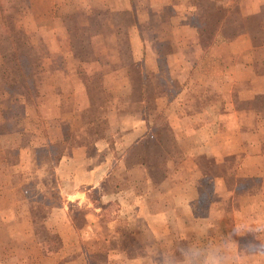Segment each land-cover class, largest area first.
Masks as SVG:
<instances>
[{
	"label": "crops",
	"instance_id": "1",
	"mask_svg": "<svg viewBox=\"0 0 264 264\" xmlns=\"http://www.w3.org/2000/svg\"><path fill=\"white\" fill-rule=\"evenodd\" d=\"M76 1L0 0V223H25L11 227L7 239L35 245L31 206L48 204L44 229L60 243L56 250L41 243L32 251L26 244L1 249L0 264H176L193 245L216 254L227 246L234 264H264L251 256L264 232L246 230L264 223V0ZM65 5L86 15L85 31L100 33L73 35ZM105 31L127 41L129 67L123 64L134 77L144 69L157 76L158 42L175 41L163 54L166 89L152 100V113L108 119L119 131L96 140L94 154L81 142L58 152L52 146L63 144V128L85 125L87 83L99 64L78 57ZM118 72L100 76L122 81L113 92L126 93L127 78ZM31 108L40 135L25 119ZM148 140L162 144L161 160L148 162L138 151ZM91 190L98 192L93 199ZM11 191L16 200L8 199ZM112 202L135 250L116 227L121 216L107 220L102 249L83 245ZM74 205L84 211L80 219Z\"/></svg>",
	"mask_w": 264,
	"mask_h": 264
},
{
	"label": "rangeland",
	"instance_id": "2",
	"mask_svg": "<svg viewBox=\"0 0 264 264\" xmlns=\"http://www.w3.org/2000/svg\"><path fill=\"white\" fill-rule=\"evenodd\" d=\"M70 9V7L66 5L64 6V11H68L66 12L65 19L67 20V24L69 25L73 35L86 36L89 33H100L98 30H96V27L92 28L91 31H85L86 15L81 10H74L72 12V10ZM204 17L206 20H212L214 18V15H205ZM98 24H102L101 19H96V26H98ZM117 32L120 33L119 31ZM74 42L79 43L80 41H73V43ZM90 42L92 43V45H90ZM88 43L89 45L82 50L78 58L88 62L93 61L94 58H97L99 59V64H95V66L93 67L94 70L92 71V76L87 83V96L89 100V103L87 100V104L89 105L88 108L84 109L81 113V121L84 122L85 125L83 127L80 126L79 128H75V130L73 131H70L68 127L65 126L63 128L65 137L63 144L52 146L55 149L57 148L56 151L58 152L65 151L72 144V142H74L73 144L81 142L87 146L88 152L92 155L94 154L93 145L96 140L102 137L104 138L107 136H111L119 131V128L116 129L115 125L110 126L109 124H107L108 119L112 123H116L120 114H132L138 116H144L145 114L148 115L151 112L150 106L156 94L166 89L165 87L167 82V74L166 71L164 72L165 64L163 54L170 52L174 47H176V45L173 47V45L176 43L175 41H159L158 49L160 50V53H162L160 54V56L162 55L161 57H163V60L160 62V66L162 67L160 73L154 77V74L151 75L150 72L145 73L144 69L142 71V75L141 72L138 71L137 76L134 77L133 72H130L128 68H124L123 62L126 61L127 65L129 64V62L127 61V41H124V37L122 34H118V36L114 38L113 36H108V33H106L105 31V38L98 39L96 41H88ZM197 44L198 42H196V44L192 43V45L189 47V52L191 54L196 51ZM118 69L120 70V73H122L127 78L126 80L128 87L126 93L124 92V90L121 93L113 92L120 85H123L122 81L119 82L118 79L114 80L110 77H106L103 81L102 77L100 76L102 73L107 71L118 72ZM175 86L176 85H174V87ZM6 112H9V115H11V111ZM34 114V110H32L31 108L27 111V116L25 117V119H31V122L33 123L32 127L40 135V120L38 119V117H34ZM25 119L24 121H26ZM86 123L88 124L86 125ZM162 135L165 139L167 138L166 134ZM161 145L162 144H158L154 141L148 140V142L143 145V148H139L138 151H140L141 154L148 155V162H157L162 159V155L164 154V152L160 151L162 149ZM95 159L93 160V162L95 161L96 163L98 159ZM10 160L13 161V158ZM26 163L29 170L33 169L29 175L30 181H33L31 179L34 178L35 175L33 171L34 169H36L33 168V160L28 157L26 158ZM50 165L51 164H46V168L50 169ZM48 172H50V170ZM5 178V181L7 182L8 179L7 177H4V179ZM46 180H48V182L50 181L49 178H46ZM27 193L28 195H30V197H36L37 191L30 188L28 189ZM48 193L49 202H56V193H54V191L51 189H49ZM96 195H98V192L95 190H91L90 197L93 199ZM18 196L19 194L17 193V191L15 193L14 191L8 192V199L11 198L16 200ZM47 205L46 207L42 205L39 208L38 206H36V204L31 206L32 217L34 219L33 227L36 231V239H34L36 242L35 245L27 239H25V242H23L24 240L15 238L13 244H11L10 240L7 239L8 230L11 227H14V225L16 226L18 224H20V227H25V223H17V221H15V223L7 222V224L0 223V251H2L1 249H8V247L10 248V246L13 247V245L16 248H22L23 244H26L32 251L33 248L35 249L34 246H37L38 243L47 246L49 250H56L57 247L60 246L59 240H57L54 236H50L46 232V230L44 229L46 228L45 224L43 223L41 218L44 214L43 211H45V209L48 207ZM71 208L73 215L80 219L84 211L78 208V206L76 205L72 206ZM118 210L119 209L114 202L105 206V210L102 212V217L96 223V231H94V234L96 235L93 234L94 237L90 238L87 241H84L83 245H87V248H90L89 245L91 244L94 248L102 249V245H104L103 240L106 239L108 235V228L106 226L107 220L112 216H121L122 220L117 222L116 227L118 228V230H124L126 232V235L123 238V243L125 242L126 245L130 247V249H132L133 247L132 250H135L134 248L136 245V241L131 235L127 234L128 229L131 228L126 227L127 224L124 222V218H122V215L119 214ZM114 211L116 212V215L113 213ZM134 226L138 227V229L140 230V236H142V239H147L145 231L141 228L142 224L140 222H137ZM157 256L158 258H161L162 255L161 253H159V255ZM0 257L6 259L4 255H1ZM97 260L95 259V261L91 264H96L97 262H99ZM46 263H48V261H46Z\"/></svg>",
	"mask_w": 264,
	"mask_h": 264
},
{
	"label": "clouds",
	"instance_id": "3",
	"mask_svg": "<svg viewBox=\"0 0 264 264\" xmlns=\"http://www.w3.org/2000/svg\"><path fill=\"white\" fill-rule=\"evenodd\" d=\"M246 230L262 233L264 232V223H259L255 227L246 228ZM254 258H264V244L260 245V250L251 255ZM235 257L231 254L230 247L225 246L219 254L212 253L198 246H189L182 250V259L176 261V264H234Z\"/></svg>",
	"mask_w": 264,
	"mask_h": 264
}]
</instances>
